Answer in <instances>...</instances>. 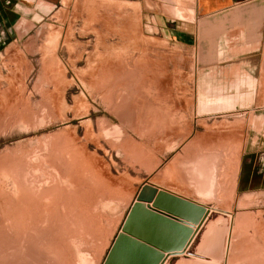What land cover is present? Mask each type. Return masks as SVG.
Instances as JSON below:
<instances>
[{"label": "rangeland", "instance_id": "obj_1", "mask_svg": "<svg viewBox=\"0 0 264 264\" xmlns=\"http://www.w3.org/2000/svg\"><path fill=\"white\" fill-rule=\"evenodd\" d=\"M134 2L21 6L26 65L0 85V264H264V195L222 210L197 180L212 155L223 176L241 140L262 165L264 52L204 79ZM193 86L223 97L189 99ZM247 86L258 99L239 97Z\"/></svg>", "mask_w": 264, "mask_h": 264}, {"label": "crops", "instance_id": "obj_2", "mask_svg": "<svg viewBox=\"0 0 264 264\" xmlns=\"http://www.w3.org/2000/svg\"><path fill=\"white\" fill-rule=\"evenodd\" d=\"M30 1L39 0H0V85L18 73L21 57L22 63L26 65L25 55L20 56V52L27 51L29 44L17 42L18 34L22 29L19 26L18 15L22 10L21 6L25 7ZM40 1L44 3L43 9L51 14L56 8L60 11L64 3L72 0ZM133 4L137 5L134 7L138 8L139 20L150 16L152 22L160 27V34L172 41V48L194 53L192 56L196 57V66L204 68L203 73L207 72L204 74V79H211V75L217 72L212 68L223 66L253 68L258 64L259 53L264 52V0H137ZM155 30L158 32L157 28ZM50 31V35H55L56 32ZM46 47L51 49V43L46 44ZM224 50L232 53L228 59H222ZM248 72L242 71L246 77L249 75ZM253 81L255 80L250 77L244 82L253 83ZM213 82L217 81L209 80V84ZM245 88L240 93L238 91L239 97L259 98L258 91L248 86ZM6 96L12 98L10 93ZM186 96L189 99L203 100L223 97L220 96V92L217 94L209 87L199 90L194 86ZM258 108L256 105L251 112ZM206 109L207 113L214 110L210 107ZM228 113L221 111L219 114ZM241 130L243 131L244 128L242 127ZM229 132H225V137L232 136ZM244 135L242 132L237 139L241 140ZM243 144L242 140L236 142L237 149L234 152L237 156L232 164L225 166L227 172L223 176H220L216 169L219 158L215 155L205 158L203 165L198 169L209 170L210 174H206L202 180L200 178L197 180L202 181L200 185L204 187L203 196H217L224 202L223 206H217L219 209L232 210L233 207L235 210L247 209L248 206L244 208L242 201L244 195H264V160L259 166V161L244 159ZM225 186L227 189L222 192V187ZM220 192L221 197L218 196ZM170 193L190 199L189 195L174 191ZM200 196L197 195V200H194L196 203L207 209L217 210L215 206L206 207V203L199 200ZM235 196L242 197L240 200L233 199ZM232 204L234 206H231Z\"/></svg>", "mask_w": 264, "mask_h": 264}, {"label": "water", "instance_id": "obj_3", "mask_svg": "<svg viewBox=\"0 0 264 264\" xmlns=\"http://www.w3.org/2000/svg\"><path fill=\"white\" fill-rule=\"evenodd\" d=\"M155 207H158V206L155 205ZM192 207L195 208V209H194L195 211H199V212L204 211V209H203L202 207H199V206H193V205H192ZM162 210H163V209H162ZM150 216H152V218H153L154 220H156L157 222H158V221L161 222V221H160V218H158L156 215H150ZM177 216H178V215H177ZM190 221H193V222L195 221V222H196V221H198V217H197L195 220H194L193 218H190ZM179 226H180V225H179ZM177 227H178V226H177ZM180 227H181V226H180ZM180 227H178V230L182 232V235L185 234V235L187 236V235L189 234V230H182ZM139 237H142V236L139 235ZM148 238H149V237H148ZM139 239H140V238H139Z\"/></svg>", "mask_w": 264, "mask_h": 264}]
</instances>
